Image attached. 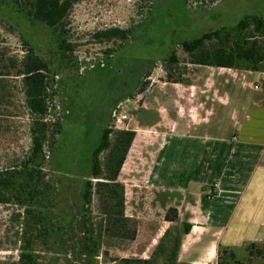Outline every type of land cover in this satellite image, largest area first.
Returning a JSON list of instances; mask_svg holds the SVG:
<instances>
[{
    "label": "rangeland",
    "instance_id": "obj_1",
    "mask_svg": "<svg viewBox=\"0 0 264 264\" xmlns=\"http://www.w3.org/2000/svg\"><path fill=\"white\" fill-rule=\"evenodd\" d=\"M11 4L10 0H0V48L19 59L27 42L36 53L49 60L54 80L61 79L52 84V90L57 93L52 100L55 106L52 116L63 128L59 143L52 151L47 148L46 163L50 165L45 167H50L52 177L64 182L60 198L64 204H58L63 221L80 208L81 185L88 171L90 151L103 128L130 129L136 126V119L146 125L155 123L156 109L162 106L159 100L163 99L164 104L167 98L169 101L165 103L172 107L171 88L193 85V88L208 89L220 85V76L232 77L234 73L246 75L245 81L250 82L254 71H264V36L256 37V32L250 33L252 26L240 31L237 25L246 17H264V0H77L65 18L70 49H67V59L61 61L57 58L55 36L49 28L28 22L14 12ZM110 27L129 28L130 37L123 44L117 40L101 43L93 38L97 30ZM212 31H219L222 40L227 36V51L234 48L236 42H246V37L248 42L257 45L263 59L258 64L238 60L232 68L190 63L180 43ZM241 82L240 87L243 86ZM18 83L19 78L2 82L9 93L0 113L1 166L18 164L31 145L30 120L23 107ZM61 94L70 95L72 101L63 102ZM142 104L149 110H140ZM153 131L154 128H149L140 132ZM232 133L230 126L228 135ZM130 158L123 165L124 172L130 166ZM60 162H63L61 171ZM131 201L128 197L125 214H131L137 221L134 240L127 241L110 231L102 237L98 255L89 259L91 264H123L121 258L146 259L154 251L158 252L151 264H166L172 252L177 255L175 264H190L178 260L184 223L169 224L165 235H159L166 225L164 219L173 218V208L163 211L144 201H137V204ZM17 212L16 206L0 204V264H15L17 260V221L14 216ZM91 217L94 222L101 218L95 202ZM146 217L153 221L147 223ZM101 230H107L105 222ZM203 239L196 247L194 257L204 255L202 246L209 236ZM248 243L232 247L235 258L244 264L260 263L256 256H249ZM220 250L221 247H217L215 254L208 255V264H217L218 258L223 257ZM46 258L49 256L41 255L39 260Z\"/></svg>",
    "mask_w": 264,
    "mask_h": 264
},
{
    "label": "trees",
    "instance_id": "obj_2",
    "mask_svg": "<svg viewBox=\"0 0 264 264\" xmlns=\"http://www.w3.org/2000/svg\"><path fill=\"white\" fill-rule=\"evenodd\" d=\"M10 1L14 12L28 22L41 23L49 28L57 42V58L60 61L67 59L70 42L65 18L77 0ZM237 25L240 31L252 26L253 32L250 33L256 32V37L264 36V17H246ZM130 32L129 28L110 27L97 30L93 38L101 43L117 40L123 44L130 37ZM227 40V36L221 39L219 31H212L183 40L180 45L188 55L189 62L195 65L232 68L238 60L258 64L263 59L257 45L253 41L248 42L246 37V42H236L235 47L228 51L225 47V42L229 43ZM25 44L27 46L19 59L0 48V113L9 93L3 88L2 82L19 78V93L30 120L31 145L28 153L18 164L0 165V204L13 205L19 210L14 214L17 221L15 247L18 250L15 264H91L89 259L98 255L105 234L113 231L131 241L137 233V221L124 213V185L117 180L135 131L108 127L102 129L88 158V171L81 185L80 208L76 214L68 215L67 220L63 221L58 204H64L60 199L64 182L52 177L50 167H45L50 165L46 163L47 148L52 151L61 139L63 125L53 120L52 116V109L55 108L52 100L57 95L56 90H52V84L53 81L61 82V79L54 80L49 60L36 53L27 42ZM60 97L65 103L72 101L70 95L61 94ZM63 102L60 104H65ZM103 152L105 154L101 156ZM60 164L61 171L63 162ZM93 202L101 217L97 222L91 217ZM172 211L174 218L176 211ZM104 222L107 230L103 231ZM182 228L183 232H188L187 225L184 224ZM218 247H221L223 257L218 258L217 264H244L235 258L232 247ZM156 252L146 259L121 258V263L151 264ZM247 252L260 261L256 264H264V241L249 242ZM41 255H48L49 258L39 260ZM176 260V253L172 252L166 264H175Z\"/></svg>",
    "mask_w": 264,
    "mask_h": 264
},
{
    "label": "crops",
    "instance_id": "obj_3",
    "mask_svg": "<svg viewBox=\"0 0 264 264\" xmlns=\"http://www.w3.org/2000/svg\"><path fill=\"white\" fill-rule=\"evenodd\" d=\"M220 77V85L208 89L171 88L172 107L167 98L159 100L155 123L136 119L117 178L124 185V213L128 197L176 211L174 218L164 217L159 235L169 224L187 225L178 260L190 264H208L219 245L264 241V71H254L250 82L244 74ZM140 110L149 109L142 104ZM149 128L154 131L140 132ZM204 236V255L194 257Z\"/></svg>",
    "mask_w": 264,
    "mask_h": 264
},
{
    "label": "built area",
    "instance_id": "obj_4",
    "mask_svg": "<svg viewBox=\"0 0 264 264\" xmlns=\"http://www.w3.org/2000/svg\"><path fill=\"white\" fill-rule=\"evenodd\" d=\"M255 87H257V85H255Z\"/></svg>",
    "mask_w": 264,
    "mask_h": 264
}]
</instances>
